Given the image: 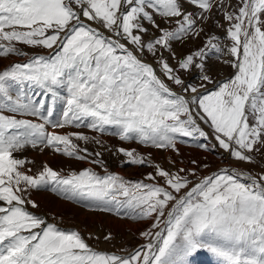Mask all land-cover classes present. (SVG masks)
I'll return each instance as SVG.
<instances>
[{
	"label": "snow or ice",
	"instance_id": "1",
	"mask_svg": "<svg viewBox=\"0 0 264 264\" xmlns=\"http://www.w3.org/2000/svg\"><path fill=\"white\" fill-rule=\"evenodd\" d=\"M13 56L26 59L0 68V264H264V0H0V60ZM106 136L146 150L114 149L145 180L108 171ZM186 138L214 140L195 147L228 166L185 165ZM28 150L86 166L33 172ZM42 191L148 224L145 243L93 248L101 237L32 211Z\"/></svg>",
	"mask_w": 264,
	"mask_h": 264
},
{
	"label": "rangeland",
	"instance_id": "2",
	"mask_svg": "<svg viewBox=\"0 0 264 264\" xmlns=\"http://www.w3.org/2000/svg\"><path fill=\"white\" fill-rule=\"evenodd\" d=\"M223 13L220 14L219 22L226 24V21L222 19ZM223 30L217 29V34L222 35ZM196 45L193 43L189 44V48H193ZM188 49L179 48V52L187 51ZM26 51L29 55L39 53L46 54L47 50L42 49H31L28 48ZM26 57H16L13 56L11 60L4 58L0 60V68L8 65L12 62H22ZM231 69L222 65L217 64L213 75L218 79L223 80L231 74ZM186 79L193 80V82L198 83V79H193V77H186ZM86 131V130H85ZM107 142V146H114L113 151L104 152L103 158L108 165V171L114 174L123 176L125 179L130 181H142L146 178V173L152 171L151 168L136 167L129 164L121 163L125 158L119 154L115 153V147H133L138 148L140 151H146L140 148L137 144H122L115 137H104ZM186 143L179 145L180 151L183 154L182 159L184 164L188 163L190 159H196L201 165L208 164L209 167L204 169L201 167L200 174L207 175L213 171H218L221 168L227 167L225 156L221 154L222 150H211L203 151L195 147L197 143H215L214 140L203 141V140H192L191 138H186ZM84 145L82 144V147ZM89 150L103 151L95 144L87 145ZM155 158L158 161L163 162L166 156H171L172 159H178V157L172 155L171 153L156 152L154 153ZM24 158L30 161H35V168L33 172L37 171L42 163H47L49 166L56 170H62L65 174L70 173L73 170H78L85 167V164L77 163L73 160L60 156L59 154H54L51 151L40 153L33 150H28L24 154ZM31 166V165H30ZM167 166L166 164L164 165ZM240 169H248L250 165L241 164L237 165ZM101 171V169H97ZM33 198L40 203L39 209H32L34 212L42 213L48 220L56 222L61 228H71L80 230L87 238L88 234H95L101 237V239H88V243L98 250L106 252H121L124 250H133L139 248L145 243L144 239L140 237L139 232L145 230L149 225L143 222H131L127 220H120L111 214L93 212L81 205L75 204L70 201H66L61 197L56 196L50 191L34 192ZM60 201L66 204L59 203ZM87 232V233H86ZM111 232L115 239L112 241L103 240L105 233ZM197 264H221V258L215 257L212 254L206 253L205 256L200 259Z\"/></svg>",
	"mask_w": 264,
	"mask_h": 264
},
{
	"label": "bare ground",
	"instance_id": "3",
	"mask_svg": "<svg viewBox=\"0 0 264 264\" xmlns=\"http://www.w3.org/2000/svg\"><path fill=\"white\" fill-rule=\"evenodd\" d=\"M206 127V126H205ZM59 203L66 204L65 202L60 201ZM87 233V232H86ZM89 235V234H88Z\"/></svg>",
	"mask_w": 264,
	"mask_h": 264
}]
</instances>
